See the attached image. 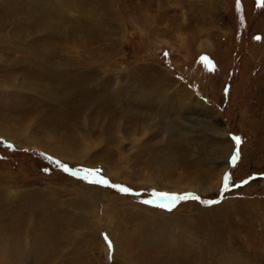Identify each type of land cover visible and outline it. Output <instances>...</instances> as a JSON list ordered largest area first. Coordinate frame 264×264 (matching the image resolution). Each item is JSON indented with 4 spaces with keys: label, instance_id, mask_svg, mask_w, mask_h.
<instances>
[{
    "label": "rangeland",
    "instance_id": "rangeland-1",
    "mask_svg": "<svg viewBox=\"0 0 264 264\" xmlns=\"http://www.w3.org/2000/svg\"><path fill=\"white\" fill-rule=\"evenodd\" d=\"M0 264H264V0H0Z\"/></svg>",
    "mask_w": 264,
    "mask_h": 264
},
{
    "label": "snow or ice",
    "instance_id": "snow-or-ice-1",
    "mask_svg": "<svg viewBox=\"0 0 264 264\" xmlns=\"http://www.w3.org/2000/svg\"><path fill=\"white\" fill-rule=\"evenodd\" d=\"M235 142L237 145H239L240 143V138L236 137L235 138ZM238 158L237 154H234L232 156V161L233 163H235L236 159ZM65 171H67V169H64ZM91 177V178H90ZM83 179H85L86 181H88L89 183H99V184H107L106 180H102L99 178L98 173L96 172H88L87 170H85V175L83 177ZM228 177L225 176L224 177V187L227 188L228 186ZM120 191L122 192H128V189L126 188H121ZM160 196H162L164 199H168L171 202V205L174 206L177 200H187V199H195V197H190V196H167L166 194H159ZM145 204H152L153 201L151 200H145L142 201ZM218 201H204L205 204H214L217 203ZM161 207H163L164 205H159ZM109 248H111V244L109 243Z\"/></svg>",
    "mask_w": 264,
    "mask_h": 264
},
{
    "label": "bare ground",
    "instance_id": "bare-ground-1",
    "mask_svg": "<svg viewBox=\"0 0 264 264\" xmlns=\"http://www.w3.org/2000/svg\"><path fill=\"white\" fill-rule=\"evenodd\" d=\"M215 127H216V126H215ZM219 136H220L221 138L225 139L226 141L228 140V137H227L226 132H225L224 130H223V132H220V133H219ZM229 142H230V141H229ZM231 144H232V143H231ZM226 156H227V155H226ZM226 156H224L223 158L225 159ZM219 159L222 160V157H219ZM224 161H225V160H223V162H224ZM225 167H226V165H224V167L221 169L219 175L223 174ZM210 190H211V189H209L208 191H210Z\"/></svg>",
    "mask_w": 264,
    "mask_h": 264
}]
</instances>
